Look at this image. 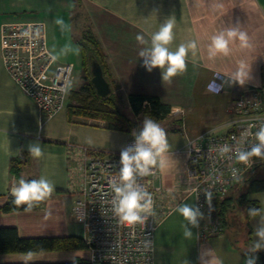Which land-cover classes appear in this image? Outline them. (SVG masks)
Here are the masks:
<instances>
[{
  "label": "crops",
  "instance_id": "obj_1",
  "mask_svg": "<svg viewBox=\"0 0 264 264\" xmlns=\"http://www.w3.org/2000/svg\"><path fill=\"white\" fill-rule=\"evenodd\" d=\"M64 11L69 14L70 36L77 47L76 38L84 33L86 26L99 40L106 55L111 92L117 102L124 103L126 112L133 117L126 114L132 119L143 112H133L130 94L157 96L171 106V112L157 123L168 121L171 117L166 123L169 129L185 138L180 144L171 143L156 164L157 173L153 178L157 188L155 264H189L186 250L191 246L195 248L197 264H209L210 261L213 264L220 261L222 264H244L242 249L234 245L225 230L206 239L198 237L200 224L211 219L208 208L212 201L206 202L207 209L197 216L196 227L184 220L176 209L182 203L195 207L194 196L188 192L185 178L187 154L183 147L187 137L228 123L233 114V101L240 94H247L249 89L264 84V0H0V25L7 21H26L13 19L27 13V16L34 13L42 15V12L57 15ZM173 18L175 38L168 46L169 50L175 51L181 43L193 40L197 42V48L188 51L187 70L168 82L162 80L160 69L148 72L143 66L144 58L138 53L141 49L150 48L152 34ZM74 19L77 23H74ZM234 28L246 34V45L233 38L229 41L228 55L218 53L210 57L212 37L224 33L227 38V32ZM76 31L81 34L75 36ZM138 34L144 36L146 44L136 40ZM78 50L81 53L80 48ZM55 57L59 62H72L75 65L66 55ZM241 64L246 66L248 73L243 84L236 79ZM75 116L78 115H70L67 109L60 116L65 120L61 125L74 129ZM199 118L214 124H205ZM44 120L33 99L10 77L0 47V226H15L24 237H83V227L82 233L69 228L65 202L70 199L74 205L83 186L81 146L102 148L67 142L63 137H58L60 129L55 131L54 128L57 126L46 123L48 127H45ZM96 120L99 125H95L113 134L117 131L121 136L123 134V146L109 151L124 149L137 126L132 119L133 123L126 126L130 130H115L107 128L104 120ZM140 132L136 130V133ZM37 142L44 153L41 158L29 153V145ZM14 160L21 161L17 175L12 171ZM42 176L54 184V192L47 200L31 211L2 209L11 195V189L18 185L20 179H39ZM254 200L260 203V215L247 219L249 227L246 232L236 228L242 236L251 231L253 244L260 242L254 231L264 223V202L258 198ZM185 227L192 233L191 237L184 235ZM67 251H43L31 262L71 260L77 256L88 257L89 254L88 250H71L69 254ZM261 251L264 252V249ZM23 253H0V264L23 263Z\"/></svg>",
  "mask_w": 264,
  "mask_h": 264
},
{
  "label": "built area",
  "instance_id": "obj_2",
  "mask_svg": "<svg viewBox=\"0 0 264 264\" xmlns=\"http://www.w3.org/2000/svg\"><path fill=\"white\" fill-rule=\"evenodd\" d=\"M0 47L4 66L13 81L36 103L42 119H50L68 102L74 78L72 62L53 60L48 48L46 26L42 20L7 21L0 25ZM236 117L222 133L211 129L188 136L183 151L187 154L186 184L194 196L195 208L202 213L206 193L223 196L253 166L264 164V156L252 157L248 163L237 160L238 150L250 152L259 141L256 133L264 128V84L249 89L233 101ZM139 135V133H136ZM135 146L130 136L124 149ZM227 146L228 151H224ZM122 149V150H124ZM83 186L72 207L75 220L84 229L88 258L93 264H155V214L157 173L135 176L136 184L152 195V214L141 213L143 223L128 226L113 211L118 184L120 151L81 146ZM163 155V154H162ZM161 159L157 157V162ZM235 172V174H233ZM224 230L222 222L211 219L201 223L198 237L206 239Z\"/></svg>",
  "mask_w": 264,
  "mask_h": 264
},
{
  "label": "clouds",
  "instance_id": "obj_3",
  "mask_svg": "<svg viewBox=\"0 0 264 264\" xmlns=\"http://www.w3.org/2000/svg\"><path fill=\"white\" fill-rule=\"evenodd\" d=\"M55 23L64 31L68 26L63 19H56ZM175 20L168 19L163 23L159 30L151 36V47L141 49L138 55L143 60V66L148 72L153 69H160L163 81L171 82V79L184 73L187 70L186 56L188 51L197 48L196 41H189L181 43L175 51L169 50V45L174 41ZM233 38H238L242 45H246L247 36L239 29H231L227 32V38L224 33L213 36L211 44L209 45V56L214 57L218 53L225 56L229 54V41ZM136 40L141 44H146L143 35H137ZM53 60L56 57H52ZM248 73L244 64L240 65V70L236 73V79L240 84L245 82ZM135 137V146L129 147L120 153V169H119V183L113 185L115 192L113 211L119 216L120 221L128 226L136 223H143L141 213L147 212L152 214L153 198L151 193L141 186L136 184L135 176H149L152 175L151 168L157 164V157L162 156L168 148L167 133L160 127L150 116L144 119V126L139 135L133 132ZM256 139L259 143L252 148L250 152L238 150L236 153L237 160L243 163H248L252 157L264 156V128L256 133ZM224 151H228L225 146ZM29 153L35 158H41L44 153L41 150L40 144L29 145ZM163 163V162H161ZM235 174V172H233ZM54 192V184L51 180L41 177L26 181L20 179L17 186L11 189V195L14 197L12 203L16 206L26 205L25 211H31L39 203L47 200ZM208 200H211L212 193L205 194ZM184 220L188 221L194 227L198 226L197 216L201 215L198 208L193 207L188 203L180 204L177 209ZM250 217L260 215L257 208L249 210ZM264 220V218H262ZM184 235L191 237L192 233L185 227ZM254 235L259 237L260 242L254 243L253 251L264 249V223L259 229L254 231ZM44 249L38 250L29 249L22 254L23 264H29L34 261L39 255L43 253ZM257 256H246L244 264H257ZM213 264V262H209ZM222 264V261L219 262Z\"/></svg>",
  "mask_w": 264,
  "mask_h": 264
},
{
  "label": "trees",
  "instance_id": "obj_4",
  "mask_svg": "<svg viewBox=\"0 0 264 264\" xmlns=\"http://www.w3.org/2000/svg\"><path fill=\"white\" fill-rule=\"evenodd\" d=\"M76 43L82 54V67L84 69V76L88 72L87 82L84 83L80 89H70V98L75 99L78 104L69 103L68 112L70 115H78L93 119H102L106 122V127L115 130H130L126 126L133 123L132 119L124 113L118 106L115 96L111 92L105 97L97 94L94 86L91 83V63L97 61L103 68L104 75L108 79V65L106 62V55L104 54L100 42L94 33L90 30L84 32L76 38ZM87 93L86 97H81L80 93ZM69 98V96H68ZM78 99V100H77ZM129 102L135 114L146 112L156 122L165 118L171 112V106L160 101L157 96L145 95H129ZM21 161L14 160L12 171L17 175L19 172ZM262 164H257L259 166ZM255 166L250 168L246 173L254 171ZM245 173V174H246ZM244 174V175H245ZM33 180L28 178L26 181ZM237 184V183H236ZM235 184V185H236ZM234 185V186H235ZM233 186V187H234ZM232 187V188H233ZM230 188V190L232 189ZM228 190V192L230 191ZM264 191V178L252 179L249 183L248 191L240 195L237 199L239 205H244L246 208V218L249 210L257 208L260 210V203L257 200L248 197L250 192ZM228 192L226 194H228ZM213 196L212 209L208 208V214L212 216L211 219H218L222 222L224 230L227 232L232 226V222L228 217V212L233 210L232 204H235V199L232 197ZM14 197L9 196L8 201L2 206L4 211L25 210L26 205L16 206L12 203ZM40 204V203H39ZM214 216V217H213ZM210 219V220H211ZM229 232L228 235L235 246L242 249L244 259L246 256H257V264H264V252L253 251V243L251 239V231L246 235H238ZM43 248L44 251H59V250H88V245L82 236L77 235H62V236H21L18 228L15 226H0V253H14L25 252L29 249L38 250ZM4 264H23V263H4ZM29 264H93L88 257L77 256L71 260H57V261H35Z\"/></svg>",
  "mask_w": 264,
  "mask_h": 264
},
{
  "label": "rangeland",
  "instance_id": "obj_5",
  "mask_svg": "<svg viewBox=\"0 0 264 264\" xmlns=\"http://www.w3.org/2000/svg\"><path fill=\"white\" fill-rule=\"evenodd\" d=\"M42 13H43L42 15H37L39 13H34L33 16H27L28 14L27 13L25 16H22L21 18L13 19V20L42 19L44 21L45 26H46V37L48 40L47 41L48 48L55 56L58 55L60 57H63L64 55H66L68 59L74 61L75 63L74 79H73L72 84L70 85V89H72L71 88L72 86L75 88V90L80 89L81 85L88 81L87 78H88L89 73L87 72L86 77L84 76L83 67H82V64L80 63V57L82 56V54L79 52L78 50L79 48L76 46L75 42L70 36L71 26H70V21H69V14L66 11L60 12L57 15L52 14L51 12H42ZM56 19H63L65 24L68 27L64 31H62L60 26H58L55 23ZM81 19L83 20L82 16H81ZM74 23H77L76 19H74ZM90 30L91 28L89 26H86V29L84 32H89ZM80 34L81 33H77L76 31L75 36H79ZM80 94H81V97L87 96V93L81 92ZM68 99H69L68 105H66V107L63 110H61L59 113H57L50 119L45 118L44 120L45 127L47 124L57 126L54 128H55V131L60 129L58 137H63V139H65V141L67 142L72 141V142H75L77 144H82V145L88 144V145H93L95 147H99V148L107 149V150H115L123 146L125 142L123 139V134L121 136L119 134L120 132L117 131V132H114L115 134L114 136L113 132H109V130H106V129H103L102 127L97 126L99 125V122L96 119H87L82 116H75L73 118V120H75L74 121L75 123H73L72 125L74 129L72 130L69 129L68 128L69 125L67 127H63L62 125L64 124L65 120H62L63 117L61 118L60 116L62 115V113L66 112V110L69 107V103L78 104V102L75 99L70 98V92H69ZM117 103H118L119 108L123 112L128 113L126 112L124 103L122 102H117ZM130 116L133 117V115L131 114ZM146 116H147L146 112H142L139 117H136L134 115V118L132 119L134 122L136 121L135 125L137 126L136 128H134L133 132L136 133V130L142 131L143 126H144V119ZM235 117L236 115L233 112V114L231 115V119L228 121V123ZM169 120H171V117H169L168 121ZM198 120L203 121L205 124H209V125L214 124V123H209L208 120L204 121V119H201V118H199ZM168 121L166 120L165 122L164 121L162 123L160 122L159 125L167 133V140H168L169 145L171 143L180 144L184 142L185 138L184 137L182 138L181 134H176L178 132H174L169 129V124L168 125L166 124ZM89 123H94V124L90 125ZM228 123L224 124L223 126L220 125L216 128L213 127L211 130L215 133H222L229 128ZM218 124L219 122L217 123V125ZM181 126H183L182 123H181ZM180 132L182 131L180 130ZM112 134L113 136L111 137ZM194 135H190V136H194ZM255 178H260V179L264 178V164L255 166L254 171H251L243 175L241 179L237 182V184L228 192V194H226V197H232L233 200L235 199V204L231 205L233 210H230L227 214L232 222V226L229 229V231L226 232V234H228L229 232L236 233V228L242 232L247 231L249 224L246 218V208L244 205H239L237 199L240 195L248 191L250 181ZM248 197L252 199L258 198L264 202V192H257V193L250 192ZM211 201H213L212 198L211 200L207 199V203ZM212 205L213 204L210 205L209 210L212 209ZM214 206H216V204L213 205V208ZM72 207H73L72 201L70 199H67V201L65 202V208L67 210V214H66L67 224L69 225V228H71L72 231L75 230V231H78L79 233H82L83 232L81 228L82 225L75 220ZM206 209H207V204L205 205V210ZM208 215H209V218H212L210 214ZM60 223H62V221H60ZM68 230L70 231V229ZM73 252H75V250H73ZM66 253L69 254V253H72V251L70 250V251H67ZM194 256H195L194 246L188 247L186 250V259L189 262V264H197L196 258H194Z\"/></svg>",
  "mask_w": 264,
  "mask_h": 264
},
{
  "label": "water",
  "instance_id": "obj_6",
  "mask_svg": "<svg viewBox=\"0 0 264 264\" xmlns=\"http://www.w3.org/2000/svg\"><path fill=\"white\" fill-rule=\"evenodd\" d=\"M91 83L101 97L109 95L112 91L110 81L106 78L103 68L97 61L91 63Z\"/></svg>",
  "mask_w": 264,
  "mask_h": 264
}]
</instances>
